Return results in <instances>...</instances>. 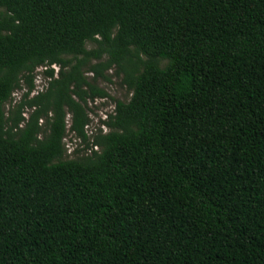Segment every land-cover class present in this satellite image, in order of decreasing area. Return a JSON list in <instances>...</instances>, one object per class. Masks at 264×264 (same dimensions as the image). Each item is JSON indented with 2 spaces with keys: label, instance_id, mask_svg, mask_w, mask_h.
Returning a JSON list of instances; mask_svg holds the SVG:
<instances>
[{
  "label": "trees",
  "instance_id": "1",
  "mask_svg": "<svg viewBox=\"0 0 264 264\" xmlns=\"http://www.w3.org/2000/svg\"><path fill=\"white\" fill-rule=\"evenodd\" d=\"M0 264H264V0H0Z\"/></svg>",
  "mask_w": 264,
  "mask_h": 264
},
{
  "label": "rangeland",
  "instance_id": "2",
  "mask_svg": "<svg viewBox=\"0 0 264 264\" xmlns=\"http://www.w3.org/2000/svg\"><path fill=\"white\" fill-rule=\"evenodd\" d=\"M93 45H91L90 43L87 44L88 48H91ZM40 68V67H39ZM37 68V70H39V72L42 71V69ZM114 67H111L107 72L111 75V82H106L103 80H98V85L102 88H104L107 93L110 95V97H104V98H95L93 100H88L87 101V106H88V114L90 117V122L86 125L85 129H86V134L88 136V141L90 142L92 140V136L93 134L96 132L98 125H97V115H98V111L102 110L105 113H111L114 109V104H115V99H120V100H127L130 95L131 92H129L126 87L124 85H122L120 83V77L116 76L114 74ZM36 73H38V71H36ZM86 75L88 76H92L91 72H86ZM42 80L40 81V83L38 84V88H41V85L44 86L45 82H46V78L44 73L42 74ZM45 79V80H44ZM24 91V89H17L12 93V99L10 102L5 104V115H8L10 113V110L12 108V106L19 101V99L21 98L22 92ZM31 111V109L28 108H24L23 110V115L25 117L28 116L29 112ZM24 122H22L23 124ZM66 123H67V127L69 126L70 123V114L66 115ZM21 124V125H22ZM101 126V125H100ZM102 127V131L105 132L107 131V127ZM40 136H42V133H40ZM63 143L66 149V153L67 156L69 158L75 157L77 155H81L84 153H89V149L85 150L84 149V145L85 143L82 141V139L75 135L73 132L68 131L66 133V135L63 138ZM80 149V152L75 153L74 151L76 149Z\"/></svg>",
  "mask_w": 264,
  "mask_h": 264
},
{
  "label": "built area",
  "instance_id": "3",
  "mask_svg": "<svg viewBox=\"0 0 264 264\" xmlns=\"http://www.w3.org/2000/svg\"><path fill=\"white\" fill-rule=\"evenodd\" d=\"M54 69H55V71L57 72V70H58V66L56 65V64H52L51 65ZM39 68V67H38ZM46 68V66H41L39 69H42V71L41 72H39V70H36V71H38V73H36V75L34 76V83H35V88H34V90L32 91V93H35V92H37L38 90H41V89H43V85H41V88H38L37 89V87H38V84L40 83V81L42 80V74H43V70ZM45 78H46V76H45ZM45 80V79H44ZM45 84H46V82H45ZM44 84V85H45ZM104 98V97H103ZM102 99V98H101ZM107 116H108V113H105L104 111H103V109L102 110H99L98 111V115H97V125H98V127H100L101 129H102V127L101 126H103V127H106L100 120H105L106 118H107ZM101 125V126H100Z\"/></svg>",
  "mask_w": 264,
  "mask_h": 264
}]
</instances>
